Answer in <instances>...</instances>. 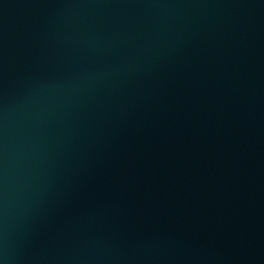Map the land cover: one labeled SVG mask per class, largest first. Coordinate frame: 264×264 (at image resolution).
<instances>
[{
    "label": "water",
    "instance_id": "obj_1",
    "mask_svg": "<svg viewBox=\"0 0 264 264\" xmlns=\"http://www.w3.org/2000/svg\"><path fill=\"white\" fill-rule=\"evenodd\" d=\"M0 264H264V0H0Z\"/></svg>",
    "mask_w": 264,
    "mask_h": 264
}]
</instances>
